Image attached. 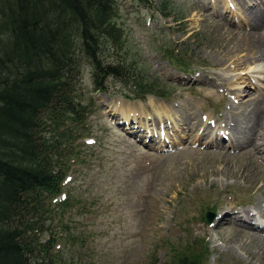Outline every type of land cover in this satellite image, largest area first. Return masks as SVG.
<instances>
[{
	"label": "rangeland",
	"instance_id": "1",
	"mask_svg": "<svg viewBox=\"0 0 264 264\" xmlns=\"http://www.w3.org/2000/svg\"><path fill=\"white\" fill-rule=\"evenodd\" d=\"M115 6L111 23L120 31L98 38L97 55L103 63L124 62L129 72L97 89L92 60L76 48V100L85 117L44 130L52 141L50 166L63 181L29 232L33 261L178 264L185 257L194 264H264V242L231 241L236 225L220 218L223 210L252 207L255 188H264V151L246 143L227 149L220 136L213 139L235 105L234 66L252 55L239 51L237 33L253 32L264 44V14L253 27L258 7L251 0H116ZM245 63L244 107L237 110L245 113L255 101L264 111V74L253 72L263 63ZM124 103L132 109L117 107ZM208 123L213 129L205 137L200 128ZM206 211L214 213L209 224L200 220Z\"/></svg>",
	"mask_w": 264,
	"mask_h": 264
},
{
	"label": "trees",
	"instance_id": "2",
	"mask_svg": "<svg viewBox=\"0 0 264 264\" xmlns=\"http://www.w3.org/2000/svg\"><path fill=\"white\" fill-rule=\"evenodd\" d=\"M1 1L0 264H48L33 261L31 234L47 199L60 193L63 178L50 166L52 141L44 130L85 117L76 100L80 58L75 50L92 60L97 89L106 90L108 77H125L129 68L124 62L103 63L97 55L98 38L120 31L111 23L116 0ZM185 259L178 264H194Z\"/></svg>",
	"mask_w": 264,
	"mask_h": 264
},
{
	"label": "bare ground",
	"instance_id": "3",
	"mask_svg": "<svg viewBox=\"0 0 264 264\" xmlns=\"http://www.w3.org/2000/svg\"><path fill=\"white\" fill-rule=\"evenodd\" d=\"M238 1L246 2V4H248V2L250 0H238ZM251 1H253V4H256L258 7V10L253 11L252 15H251V17L254 20V23L252 24V26L257 27L258 24L260 23V21L262 20V15L264 14V0H251ZM237 34L240 35V40L237 38L239 40V43H238V47L240 48L239 51L242 48V50L246 51V56H248L249 53H252L253 56L251 55L250 57L246 58L244 61H241L240 63L237 62L236 65H238V66H236V67L234 66V70H236V71L239 68V72L234 73L231 76L232 89H236L235 92L232 93V94H234L232 104L233 105L235 104V105L232 106L233 110L232 109L227 110V114L224 116V119H223V124H222L223 127H221V125L220 126L218 125L219 126V128L217 130L218 133L214 134L215 137L213 139H216L217 136L218 137L220 136V140L223 141V139H224V143L225 142L227 143V145H226L227 149L234 148V147L237 148L241 144L246 143V144H249L251 146L255 145V150H263L264 151V148L261 147L264 145L263 142L256 143V144H254V142H253V141H255V142L256 141H259V142L264 141V111L262 109V106H260L261 104H259V102L252 101L249 104L250 109L248 111H246L245 113L243 112V110H241L239 112L237 110L239 107H244V105L242 103V97L241 96L246 93V86H244V85H245V81L247 79L246 78L247 75L242 70V69H245L246 67L242 66V64L245 62H249V61H255V59L259 58V59H261L263 64L260 65V67L254 66V67H256V69L253 70V72L257 74L255 76H259V77H260V75L264 74V57H262V55H263L262 46L264 44L261 41V37L257 36V34H255L253 32H246L245 31V32L237 33ZM231 36H232V34L229 33L227 38L225 37V41H227V39H231ZM224 50H225V48H224ZM227 60H228V58L224 61V63H226ZM237 85H240V86L237 87ZM115 106H117V105L115 104ZM117 107L122 108V110H125V109L131 110L132 109V108H130V106L129 107L126 106L125 103L123 105L120 104V106H117ZM162 109H164V111H167L169 108H168V106H166V108L164 106H162ZM241 109H243V108H241ZM130 110H127V111H130ZM123 113L126 115L129 112L128 113L123 112ZM161 117L163 120L164 116L161 115ZM200 129H201V134L204 135L205 137H208L210 130L213 129V126H211L208 123L207 125H202ZM226 130L229 131L230 136L227 135L228 132ZM209 140H210V143H208V144L212 145L213 141L211 139H209ZM221 142H218L217 145H219V144L224 145V143H221ZM220 147H222V146H220ZM225 165H227V164H224L223 166L225 167ZM228 172H230V171H227V173ZM227 173L225 174L223 172V174L226 176H227ZM237 177H239V174L234 173V178H237ZM254 199H255V201L253 202L251 208L239 209L237 211L223 210V214L220 216V218L223 219V222H226V223L229 222V223H233L236 225V228H234L231 231V235L229 234L231 241H235V240L237 241L238 240V241L242 242V240L245 241V240H248L251 237L255 236L256 238H254V239L258 240L259 242L260 241L264 242V235H263L264 234V227L257 226L253 222L247 221V217H249L253 220L257 216L258 217L259 216L261 217V215L264 216V188H262L260 186L255 188ZM253 209H256L257 213H255L253 211ZM240 214H244V217H246V218H241L240 216H238L239 218L235 217V216L240 215ZM232 238H234V239L232 240ZM227 241H229V240H227ZM242 244H243V242H242ZM242 249H245V248H242ZM245 251H246V249H245ZM250 256L253 257V255H250ZM261 260L264 261V257L261 258Z\"/></svg>",
	"mask_w": 264,
	"mask_h": 264
},
{
	"label": "water",
	"instance_id": "4",
	"mask_svg": "<svg viewBox=\"0 0 264 264\" xmlns=\"http://www.w3.org/2000/svg\"><path fill=\"white\" fill-rule=\"evenodd\" d=\"M213 215L214 213L212 211H207L205 214L200 216V220L209 224L213 218Z\"/></svg>",
	"mask_w": 264,
	"mask_h": 264
}]
</instances>
